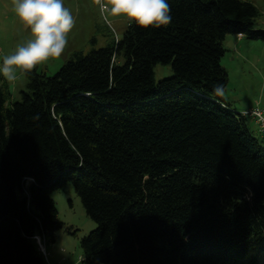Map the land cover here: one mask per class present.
I'll return each mask as SVG.
<instances>
[{
    "label": "trees",
    "instance_id": "obj_1",
    "mask_svg": "<svg viewBox=\"0 0 264 264\" xmlns=\"http://www.w3.org/2000/svg\"><path fill=\"white\" fill-rule=\"evenodd\" d=\"M167 2V26L27 73L21 100L0 73V264H48L37 237L55 242L69 182L97 222L84 264H264V137L222 64L229 34L264 40L260 11ZM159 63L174 75L156 82Z\"/></svg>",
    "mask_w": 264,
    "mask_h": 264
},
{
    "label": "rangeland",
    "instance_id": "obj_2",
    "mask_svg": "<svg viewBox=\"0 0 264 264\" xmlns=\"http://www.w3.org/2000/svg\"><path fill=\"white\" fill-rule=\"evenodd\" d=\"M247 1L258 7L260 16L257 25L264 28V0ZM64 4L71 9L75 18V26L68 35V45L60 58L34 69L49 75H55L75 53L88 54L93 48L106 47L114 37L123 38L130 24L122 17H109L106 21L93 0H64ZM28 39L30 32L11 11V0H0V67L3 55L13 53L19 44ZM224 46L227 51L222 64L229 74V82L224 91L225 98L241 112L257 107L264 111V40L229 34L224 40ZM154 71L156 82L174 75L172 65L159 63ZM2 77L10 91L11 100H21L22 91L28 88V75H19L17 81L11 84L3 75ZM249 124L256 134L260 133L251 116ZM52 196L57 204L62 227L55 234V242L46 239L49 252L47 262L84 264L81 241L97 227V222L87 214L73 182L54 191Z\"/></svg>",
    "mask_w": 264,
    "mask_h": 264
},
{
    "label": "clouds",
    "instance_id": "obj_3",
    "mask_svg": "<svg viewBox=\"0 0 264 264\" xmlns=\"http://www.w3.org/2000/svg\"><path fill=\"white\" fill-rule=\"evenodd\" d=\"M93 3L106 21L109 17H122L143 29L161 28L171 22L167 0H93ZM11 11L30 32V39L2 57L0 73L10 84L38 65L60 58L75 26V18L64 0H11Z\"/></svg>",
    "mask_w": 264,
    "mask_h": 264
},
{
    "label": "built area",
    "instance_id": "obj_4",
    "mask_svg": "<svg viewBox=\"0 0 264 264\" xmlns=\"http://www.w3.org/2000/svg\"><path fill=\"white\" fill-rule=\"evenodd\" d=\"M240 36L242 37V35H240ZM243 113L245 115L253 117L257 121L258 127H259V132H260L261 136L264 137V111L257 107V108H252L250 110H246ZM37 239H38V243L40 245V248L44 252L46 258H48L49 252L46 248V241L41 236H38Z\"/></svg>",
    "mask_w": 264,
    "mask_h": 264
},
{
    "label": "crops",
    "instance_id": "obj_5",
    "mask_svg": "<svg viewBox=\"0 0 264 264\" xmlns=\"http://www.w3.org/2000/svg\"><path fill=\"white\" fill-rule=\"evenodd\" d=\"M241 37V36H240ZM252 119H253V121L255 122V124H256V126H257V128H259L258 127V123H257V121L252 117ZM55 264V263H54Z\"/></svg>",
    "mask_w": 264,
    "mask_h": 264
}]
</instances>
